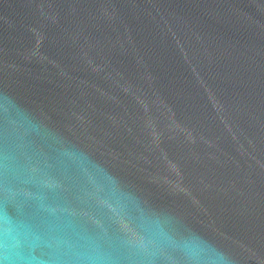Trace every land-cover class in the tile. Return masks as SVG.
<instances>
[{"label": "water", "instance_id": "water-1", "mask_svg": "<svg viewBox=\"0 0 264 264\" xmlns=\"http://www.w3.org/2000/svg\"><path fill=\"white\" fill-rule=\"evenodd\" d=\"M0 264H264V0H0Z\"/></svg>", "mask_w": 264, "mask_h": 264}]
</instances>
